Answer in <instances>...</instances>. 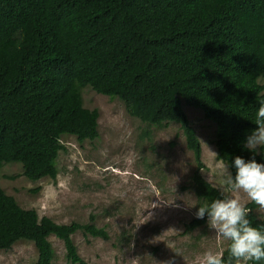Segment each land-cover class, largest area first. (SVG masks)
I'll return each instance as SVG.
<instances>
[{
    "label": "trees",
    "instance_id": "16d2710c",
    "mask_svg": "<svg viewBox=\"0 0 264 264\" xmlns=\"http://www.w3.org/2000/svg\"><path fill=\"white\" fill-rule=\"evenodd\" d=\"M263 78L264 0H0V168L18 163L31 181H56L63 138L100 136L99 111L84 106L82 91L91 87L122 101L149 129L179 124L197 164L199 207L211 204L224 197L202 174L201 143L184 104L215 124L217 158L234 178L237 156L264 163V148L244 146L258 127ZM246 206L264 232L259 206ZM207 220L194 219L187 230ZM79 232L109 239L94 216L58 224L0 186V252L27 241L38 251L34 264H55L54 236L69 264H88L73 239Z\"/></svg>",
    "mask_w": 264,
    "mask_h": 264
},
{
    "label": "rangeland",
    "instance_id": "374dc122",
    "mask_svg": "<svg viewBox=\"0 0 264 264\" xmlns=\"http://www.w3.org/2000/svg\"><path fill=\"white\" fill-rule=\"evenodd\" d=\"M260 82L264 86V78ZM82 92L84 106L100 113L99 138L84 143L63 138L66 151L60 153L56 181H31L18 163L2 166V189L22 208L36 210L58 224H86L94 216L95 225L108 231V240L80 232L73 236L88 264H202L207 251L223 252L229 242L216 237L208 220L187 230L199 209L192 186L197 164L180 125L149 129L131 117L119 99L100 95L91 87ZM184 110L201 143L202 174L224 197V180L230 171L217 158L216 126L201 110L185 104ZM146 130L150 138L143 136ZM225 195L250 202L243 193ZM256 214L264 220V210L258 208ZM50 241L55 264H69L64 243L54 236ZM37 258L35 245L27 241L0 252V264H34Z\"/></svg>",
    "mask_w": 264,
    "mask_h": 264
},
{
    "label": "clouds",
    "instance_id": "9594fccd",
    "mask_svg": "<svg viewBox=\"0 0 264 264\" xmlns=\"http://www.w3.org/2000/svg\"><path fill=\"white\" fill-rule=\"evenodd\" d=\"M255 124L258 127L247 136L244 145L253 153L258 148H264V102L258 109ZM234 167L235 177L229 172L224 180V198L204 204L195 212L197 219H204L207 214L208 225L215 230L216 237L229 242L227 260L223 252L207 251L202 264H259L264 261V232L254 227L247 218L250 209L246 201L239 196L225 195L229 191L243 193L247 201L254 202L264 210V163H258L255 158L246 161L237 156Z\"/></svg>",
    "mask_w": 264,
    "mask_h": 264
}]
</instances>
